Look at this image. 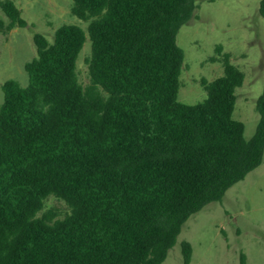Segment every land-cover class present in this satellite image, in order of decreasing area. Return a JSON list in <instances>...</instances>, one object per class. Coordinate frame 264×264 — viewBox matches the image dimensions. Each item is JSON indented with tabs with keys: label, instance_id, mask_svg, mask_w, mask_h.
Instances as JSON below:
<instances>
[{
	"label": "trees",
	"instance_id": "16d2710c",
	"mask_svg": "<svg viewBox=\"0 0 264 264\" xmlns=\"http://www.w3.org/2000/svg\"><path fill=\"white\" fill-rule=\"evenodd\" d=\"M0 7L9 18L0 32L27 25L13 0ZM196 9L195 0H73L87 30L68 23L52 40L34 33L28 83L2 84L0 264H162L191 215L261 165L264 86L246 138L234 118L245 72L221 44L224 73L202 82L206 98L179 100L177 35ZM259 11L264 18V0ZM49 196L69 213L43 212ZM181 247L190 264L191 243Z\"/></svg>",
	"mask_w": 264,
	"mask_h": 264
},
{
	"label": "rangeland",
	"instance_id": "374dc122",
	"mask_svg": "<svg viewBox=\"0 0 264 264\" xmlns=\"http://www.w3.org/2000/svg\"><path fill=\"white\" fill-rule=\"evenodd\" d=\"M2 1V0H0ZM27 21L25 27L0 32V105L2 84L14 79L28 83L25 64L36 55L33 35L44 34L52 40L58 27L74 23L87 30L88 22L72 13L73 0H13ZM262 0H195V15L181 26L177 43L185 52L179 100L194 104L206 98L202 82L223 75L224 67L216 52L221 44L231 61L245 72L236 89L234 118L245 124V137L254 135L259 121L256 102L264 86V18ZM0 19L9 18L0 7ZM91 42L87 38L77 61L83 86L90 82L87 60ZM57 218L69 213L68 204L55 196L45 200V211ZM182 241L193 247L190 264H264V157L263 162L243 180L227 190L222 201H214L191 215L176 244L162 264H184Z\"/></svg>",
	"mask_w": 264,
	"mask_h": 264
}]
</instances>
